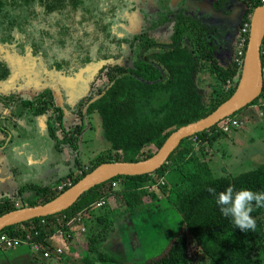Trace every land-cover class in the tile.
Masks as SVG:
<instances>
[{
	"label": "trees",
	"instance_id": "trees-1",
	"mask_svg": "<svg viewBox=\"0 0 264 264\" xmlns=\"http://www.w3.org/2000/svg\"><path fill=\"white\" fill-rule=\"evenodd\" d=\"M222 2H216L217 7ZM238 2L244 6L239 21L241 26L264 0ZM121 3L122 0H0V43H13L16 30L22 37L19 44H27L49 68L66 74L90 62L101 64L90 86L97 81H101V85L96 86L95 97L88 101L87 112L100 116L108 147L107 154L101 153L92 161L89 171L107 161H139L150 157L178 127L206 116L224 102L236 88L241 73L237 68L217 66L213 58L217 48L206 41L205 27L194 20L190 25L185 24L186 19L181 16H178L169 42H156L147 37L145 40L142 37L139 42L135 40L137 38H119L111 26L121 13ZM161 4L165 12L162 15L166 17L169 0H162ZM191 28L196 30V34L192 45L185 46L182 40ZM122 41L128 42L130 49L138 43L137 56L131 64L128 58L121 61L125 52ZM209 59L213 61L208 64ZM261 60L262 92L247 106L264 97V52ZM205 70L215 72L223 86L227 79H231V91L225 92L223 87L216 88L209 83L211 91L204 92L201 83ZM9 74L10 68L0 63V81L7 79ZM0 102L1 113L8 110L3 115L14 127L18 126L19 118L35 124L37 117L45 115L51 149L58 156L66 143L76 147V136L70 133L61 139L56 136L50 112L55 113L60 125L64 113L60 106H56L50 89H44L31 98L0 96ZM0 127L3 133L10 134V125L4 122ZM71 130L79 134L82 126H74ZM223 132L219 122L181 140L167 161L154 172L113 177L83 193L66 210L5 227L0 234L21 237L30 232L33 242L38 243L42 250L53 249L48 242L51 240H46V237L53 234L58 224L66 223L80 211L86 212L96 201L118 193L127 211L139 212L162 202L174 208L181 221L180 227L157 253L139 262H125L127 264H189L190 246H196L215 264H264L259 259V255L264 254V207L255 208L252 213L256 219L255 230L243 232L234 225L231 217L222 215L216 196L208 191L211 187L218 193L233 185L236 190L245 188L264 192V164L237 175L213 174L205 145L213 144L224 135ZM36 133L35 125L27 135L33 139ZM0 143L3 144L2 141ZM151 145L155 149H150ZM11 165L14 176L24 168L13 161ZM89 171L80 174L68 171L60 176L58 179L67 183L55 194L49 193L48 186L34 182L19 186L16 194L31 191L36 195L41 191V203H44ZM113 181H119L118 188L107 189V184L111 186ZM161 198L163 200H159ZM8 200L6 197L0 201V215L17 208L14 201ZM36 204H39L36 200L28 203L29 206ZM112 209L116 211L117 206ZM52 253L57 255L55 251ZM98 256L100 261L116 262L106 253L101 252ZM87 259V256L83 257V260Z\"/></svg>",
	"mask_w": 264,
	"mask_h": 264
},
{
	"label": "rangeland",
	"instance_id": "rangeland-1",
	"mask_svg": "<svg viewBox=\"0 0 264 264\" xmlns=\"http://www.w3.org/2000/svg\"><path fill=\"white\" fill-rule=\"evenodd\" d=\"M178 2L173 0L174 6H180ZM234 4L242 6L239 7L242 16L244 6L238 1H235ZM184 23L190 25L189 20ZM176 24L177 20L175 19L165 21L163 18H159L156 27L148 29L146 36L156 42H169ZM112 26L114 33L119 34L120 30L117 28L116 23H113ZM13 34L15 38L13 43H7L9 45L0 43V63L6 64L11 72L21 69L18 75L22 77L20 84L27 82V85L24 87V85L21 86L17 83V87L20 88L19 91L21 92L20 96L31 98L44 89H50L56 106H60L64 113L63 123L60 125L59 121L55 119V113L52 110L50 112L53 118L52 127L56 132V136L59 139L69 136V133L76 136L74 138L76 147L72 148L70 143H66L63 145V152L59 153V156L51 148L49 149V162H52V166L49 168V177L45 178L44 181L29 177L27 174L28 166L25 163H20L24 168L19 175L6 181L0 180V201L8 197V201H14V205L18 204L17 208H19L29 206L28 203L31 200H36L38 203L43 200V197H40L41 191L36 195L31 191H24L20 195L16 194L19 186L34 182L48 186L49 193L55 194L67 183L66 180H59L60 176L68 173V171H72L74 174L89 171L92 161L98 155L101 153L103 155L107 154L108 142L102 133L100 116L97 113L87 112L88 101L95 97L96 86L101 85V81H97L93 83L94 87L93 85L90 86L92 79L98 75L101 64H90L84 71L85 75L82 73L83 75L80 78L76 76L79 72L74 77L68 75V86L76 89L73 92L74 94L69 95L67 93L70 92L65 93L62 89L65 86L63 77L58 76L56 70L49 68V65L39 55H34L30 46L19 44L18 40H21L22 37L16 30ZM195 34V29H188L182 43L185 46L192 45V38L195 37ZM145 39L144 36L143 40ZM140 40L141 38L138 42ZM235 45L234 42L232 48ZM229 47L228 44V50ZM124 49H126L125 45ZM138 49L137 43L135 48L125 50L122 59L128 58V63L131 64L137 56ZM226 53L219 54L218 51H214L213 58H215L217 66L224 64L225 67H228L231 65L233 53L230 56L228 55L230 51L226 50ZM210 60L212 59L208 60V64ZM227 60L230 62L228 63ZM203 73L208 80L214 82V87H223L225 91V85H222L215 72L205 70ZM14 84L0 82V96H15L14 93L19 88L15 87ZM203 91L206 92V90ZM78 98L82 102L78 101ZM235 117L241 121L238 127L224 131V135L213 144L205 145L206 158L209 160L215 176L237 175L264 164V97L236 113ZM38 119L42 124L41 129L43 131L40 135L46 138L48 137L47 117L43 115L37 117L36 120ZM20 121H23V118H19L18 123ZM21 123L23 126L18 125L17 130L13 129L16 137L20 128L24 129L23 127H26L32 130L30 129L32 126H27L31 122H28L27 125H25L26 122ZM78 125L82 126L79 134L71 130ZM67 130L70 131L67 132ZM4 136V133L0 132V140L5 138ZM48 144L52 145V141L49 140ZM150 149L155 148L151 145ZM6 158L5 148L0 147L1 177L6 176L8 173ZM11 161L13 160L11 159ZM48 165L50 164L48 163L46 166ZM18 167L21 168L22 166ZM118 185L119 181H113L111 186L110 183L107 184V189H116ZM100 200L103 201L101 206L93 204L90 209L83 212V231H79L78 227L75 226L74 236L71 238L61 239L55 237L48 241L51 242L50 246L51 248L53 246V249L46 250L51 255L44 259H51V264H124L125 262H139L157 253L181 225L176 210L167 207L162 202H157V205L133 213L125 209L124 202L118 193ZM113 206H117L116 211H113ZM57 246L61 247L62 253L53 255L52 251ZM18 247L20 246H16V248ZM28 247L27 249L30 250L33 259L42 263L43 260L34 255L33 247L29 245ZM40 248L42 249V247ZM101 252L113 256L116 262L100 261L98 255ZM37 254L39 255V253ZM189 254V264H215L196 246L189 247ZM84 256H87L88 259L83 260ZM259 259L263 263L264 254H260Z\"/></svg>",
	"mask_w": 264,
	"mask_h": 264
},
{
	"label": "water",
	"instance_id": "water-1",
	"mask_svg": "<svg viewBox=\"0 0 264 264\" xmlns=\"http://www.w3.org/2000/svg\"><path fill=\"white\" fill-rule=\"evenodd\" d=\"M263 39L264 2L256 6L251 13L248 40L240 78L233 93L224 102L206 116L178 127L150 157L139 161H107L100 163L53 199L32 206L19 207L1 214L0 232L5 227L66 210L83 193L113 177L154 172L167 161V158L181 140L214 126L222 119L233 115L253 102L261 94L263 88L261 60ZM86 69L87 66L82 68L76 74L77 78H80Z\"/></svg>",
	"mask_w": 264,
	"mask_h": 264
},
{
	"label": "flooded vegetation",
	"instance_id": "flooded-vegetation-1",
	"mask_svg": "<svg viewBox=\"0 0 264 264\" xmlns=\"http://www.w3.org/2000/svg\"><path fill=\"white\" fill-rule=\"evenodd\" d=\"M161 1L162 0H122L121 13L114 19V23H116V26L117 28H119L120 33L119 34L115 33V34L119 38L126 39V40L137 38L135 40L138 42L140 38L144 36L147 37L146 33L148 29L150 28L152 29L156 27L155 25L159 18H163L165 21L172 20V19L178 20V16H181L185 18L186 20H188L189 18L190 19L189 21L194 20V21H197L198 24L203 25L205 29L207 30V32L205 33V39L210 45H213L214 42L219 43V40L217 38L219 36L218 35L219 32L221 31V27L225 25L224 24L225 22H223L225 18H221L220 20L213 19L215 17V13L212 14L213 17L211 16H209V18L204 17L203 15H205V12L207 10H212V12H216V13H219L221 11V13L225 14L228 23L224 26V28L227 29L228 32H234L237 29V27L239 28V21H240L239 18L241 14L240 8L242 6L239 4H234L236 0L235 1L234 0H223L220 7H217L216 2L222 1V0H177V2L179 1L178 4L180 6H177V5L174 6L173 0H169L170 7L168 9V13L166 17L162 15V13L164 12V9H162ZM226 13L227 14L229 13L228 16L226 15ZM233 15L235 16L234 20L232 18L234 17ZM111 30L112 32H114L113 26H111ZM221 40L225 42V37H222ZM3 44L9 45L7 43H3ZM124 45L126 49H124ZM121 46L124 51L128 49L131 50L129 43L126 41H122ZM90 64L96 65L98 63L90 62L84 67L89 66ZM82 68L78 69L77 71L71 72L70 74L56 71L58 76L63 77V82L65 81V86L64 88H62L65 93L70 92V93H67L70 95L76 90L75 88L68 86L67 84V77H69L68 75H71L72 77H74L75 74L78 73ZM15 71L17 72L19 71L20 73L21 69H18ZM11 74L13 73L10 70L9 76L3 82H7L8 79L11 77ZM19 78L21 79L22 77L19 76ZM26 83L25 84L22 83V86L27 85ZM19 90L20 88L18 89L16 93H14L15 94V96L13 95L14 97H17V95L21 94ZM9 96H12V95H9ZM80 100L81 99L78 98V101ZM41 132L43 131L41 130L40 127H38L36 136L37 134L40 135ZM35 177L37 178L38 176H35Z\"/></svg>",
	"mask_w": 264,
	"mask_h": 264
},
{
	"label": "crops",
	"instance_id": "crops-1",
	"mask_svg": "<svg viewBox=\"0 0 264 264\" xmlns=\"http://www.w3.org/2000/svg\"><path fill=\"white\" fill-rule=\"evenodd\" d=\"M215 13V17L213 19L215 20H220L221 18H225V20H223V22H225L224 24L226 25L227 22V18L225 16V14L221 13V11L219 13L216 12H212V10H207L205 12V15H203L204 17L209 18V16L213 17L212 14ZM229 14V13H228ZM228 14L226 13V15L228 16ZM234 16V15H233ZM241 16V15H240ZM239 17V15H238ZM233 20L235 18L232 17ZM224 25V26H225ZM223 27H221V31L219 32V36H218V42H214V44L216 45L217 51L219 54H223L226 53L227 51H230V53H228V55L230 56L233 53V49L232 48L234 42L236 43V37L238 34V28L234 31V32H228L227 29H225ZM222 37H225V43L222 39ZM227 37V38H226ZM228 44L230 45L229 50H228ZM227 55V53H226ZM229 58V57H228ZM227 59V57H226ZM228 61V60H227ZM230 61H228L229 63ZM26 66V65H25ZM221 67H225L224 64H221ZM228 67H232L231 65ZM13 74H11V77L8 79V83H12L14 84L15 87H17V83L19 85L22 86V83L20 84V78H19V71H12ZM201 76V75H200ZM202 77H203V81L201 83V88L203 90H206V93H208L209 91H211V87L207 84L209 83H214L211 82L210 80H208L205 76L204 73H202ZM199 78V76H198ZM25 84V83H24ZM225 85V84H224ZM24 87H26V85H24ZM18 88V87H17ZM205 92V91H204ZM19 97V98H18ZM21 96L20 94L17 95V97H15V99H20ZM1 102H0V106H1ZM8 110H5L1 113L0 111V124L2 123H6L8 125H10L11 130H10V134L6 135L4 133V137L3 139H1L0 141L3 142V144L1 145L0 143V147L1 148H5L6 150V162L8 165V173L6 176H0V180H8L11 178H14V174L12 171V165H11V159L13 160V162L16 165L22 166L20 165V163H25L27 167V174L29 177H33L36 178L35 176H38L37 178L39 180H45V178L49 177L48 172L50 171L49 168L51 166V162L49 163V149L52 148V145L48 144V141L51 140L49 139V137L43 138L42 135H35V137L33 139H29L27 133L32 131L35 128V125L38 129V127L42 128V124L41 122L38 120H35V124L32 122L30 123V125H27L28 123L23 119V121H20L19 123L17 122V125L23 126L21 122H26L25 125L27 126H32L30 127L29 130L26 127H23L24 129H19L18 131V136L16 137L13 133V129L17 130V126L14 127V125L12 123L9 122V118H6L5 115H3L4 113H7ZM42 130V129H41ZM0 132H2V129L0 127ZM26 132V133H25ZM16 137V138H15ZM14 140V142L12 141ZM50 164L48 166H46L47 164ZM39 164H41L39 166ZM30 168V169H29ZM52 169V168H51ZM48 174V175H47ZM24 245V246H22ZM27 245V246H25ZM19 246V245H18ZM30 246V245H29ZM31 247V246H30ZM28 244H21L20 247L16 248H0V264H51V259H44L43 256H41V254L39 253V255L37 253H34V255L38 256V258H41L43 261L42 263H39L40 261H36L33 259V256L31 255L30 250H28Z\"/></svg>",
	"mask_w": 264,
	"mask_h": 264
},
{
	"label": "built area",
	"instance_id": "built-area-1",
	"mask_svg": "<svg viewBox=\"0 0 264 264\" xmlns=\"http://www.w3.org/2000/svg\"><path fill=\"white\" fill-rule=\"evenodd\" d=\"M250 17L251 14L248 16V21L243 22L241 26L238 28V34L236 37V45L234 47L233 57L231 60L232 68L242 69L243 62H244V55L248 40L249 28H250ZM261 46V53H263ZM233 87V82L231 79H227L225 82V91H231ZM241 124V121L236 118L235 116H228L220 121V128L223 131H228L231 128L238 127ZM94 204H98L101 206L103 204L102 200L96 201ZM18 207V204H15ZM83 211L78 212L75 216L70 219L66 220V223L57 225L53 234L46 237V240H52L53 238H71L74 236V227L77 226L79 231H83ZM59 221V220H58ZM44 223V220H42ZM37 234V232H35ZM21 244H28L33 247L34 253H41L44 258H48L51 254L46 251L42 250L38 243L33 242L32 235L30 232L25 233V235L18 237V236H9L6 233L0 234V248H13L15 246H20ZM54 251L59 254L62 253L61 247L57 246L54 248Z\"/></svg>",
	"mask_w": 264,
	"mask_h": 264
},
{
	"label": "clouds",
	"instance_id": "clouds-1",
	"mask_svg": "<svg viewBox=\"0 0 264 264\" xmlns=\"http://www.w3.org/2000/svg\"><path fill=\"white\" fill-rule=\"evenodd\" d=\"M209 193L216 196V203L222 215L231 217L234 225L241 231H254L256 219L252 216L255 208L264 207V192H255L242 188L236 190L228 185L223 191L216 192L215 188H208Z\"/></svg>",
	"mask_w": 264,
	"mask_h": 264
}]
</instances>
